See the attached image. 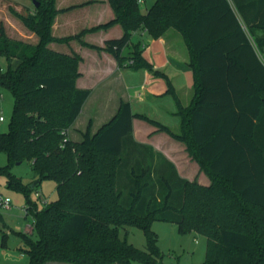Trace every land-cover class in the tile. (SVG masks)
I'll return each mask as SVG.
<instances>
[{
  "label": "trees",
  "instance_id": "1",
  "mask_svg": "<svg viewBox=\"0 0 264 264\" xmlns=\"http://www.w3.org/2000/svg\"><path fill=\"white\" fill-rule=\"evenodd\" d=\"M35 1L27 15L13 12L38 36L36 43L10 37L0 22V85L14 96L0 150L9 165L31 161L35 180L24 183L9 165L0 171L9 187L27 195L46 178L57 182L58 198L43 209L28 198L26 217L32 214L37 235L22 234L28 264H165L153 219L205 235L204 264H264V0H154L146 12L139 0H107L110 20L64 37L53 35L56 15L96 0L63 8L56 0ZM115 24L123 34L103 47L83 40L89 30ZM170 28L186 42L195 79L191 104L177 98L181 130L135 113L121 100L96 132L89 122L81 140L70 137L91 89L76 84L82 56L49 44L77 40L111 52L119 66L133 60L131 67L166 78L131 37L139 29L160 37ZM135 117L185 142L210 184L182 177L162 153L136 141ZM130 225L145 231L144 248L120 239V229Z\"/></svg>",
  "mask_w": 264,
  "mask_h": 264
},
{
  "label": "crops",
  "instance_id": "2",
  "mask_svg": "<svg viewBox=\"0 0 264 264\" xmlns=\"http://www.w3.org/2000/svg\"><path fill=\"white\" fill-rule=\"evenodd\" d=\"M56 1L57 8H63L86 0L61 3L59 0ZM74 12L80 13L76 15ZM2 16L0 14V22L5 24L8 34L14 26L23 40L26 37L33 43L38 41L35 33L30 36L23 34V30L13 24L11 17L9 18L12 27H9L5 23L7 16L4 18ZM113 16L114 11L107 0H96L73 10L58 13L54 19L52 32L57 37L72 35L84 28L91 29L107 22ZM173 31L154 37L147 30L139 29L134 31L131 37V43L141 44L142 55L153 65V69L165 73L166 78L154 75L144 66L131 67L129 62L131 60L124 66H119L111 52L82 45L77 40H71L69 45L51 42L49 46L56 50L66 53L74 50L82 56L79 63L81 75L77 78L76 84L79 88L91 89L90 96L70 129L79 130L81 135V131H85L91 122V131L96 132L115 115L121 100H124L131 104L133 112L145 114L179 132L181 118L177 114V98L183 106L191 104L195 79L193 68L188 63V47L187 45L185 47L180 39L174 38L175 33L179 36L180 32ZM122 34L121 25L115 24L107 29L89 30L84 34L83 40L103 47L107 39L120 37ZM171 85L173 90L170 89ZM84 112L85 129L76 125ZM133 135L136 141L151 146L155 152L162 153L173 162L182 177L190 181L198 180L200 184H210V179L205 177L199 163L188 153L185 142L157 130V126L140 117L133 119ZM75 140H81V137Z\"/></svg>",
  "mask_w": 264,
  "mask_h": 264
},
{
  "label": "rangeland",
  "instance_id": "3",
  "mask_svg": "<svg viewBox=\"0 0 264 264\" xmlns=\"http://www.w3.org/2000/svg\"><path fill=\"white\" fill-rule=\"evenodd\" d=\"M59 1L61 3L70 0ZM76 1L80 0H72V2ZM153 3L154 0L141 1V9L146 11ZM34 5L33 0H0V14L3 15V18L7 16L5 17V23L8 24L9 27H12V22L9 18L11 17V19H13V24H16L22 29L23 34L30 36L35 32L24 25L14 12L27 15L29 11L33 10ZM74 13L79 15L80 12ZM76 21L80 22L78 19H76ZM15 29L16 28L13 26V29L8 35L14 39H22L19 31ZM171 30L173 31L175 29H168V31ZM178 34L179 36L175 33L174 38L180 39L179 41L186 47L184 38L180 33ZM25 38V41L33 43L30 38ZM0 61L4 64V60ZM13 110V93L6 87L0 85V111H2L5 117V120H0V132L9 129ZM98 112L100 113V111ZM84 122L85 112L81 115L76 125L85 129L86 123L84 124ZM69 135L75 139L81 137L77 129H70ZM7 165H9L8 156L4 151L0 150V166ZM9 169L13 175L20 177L26 184L35 180L32 163L29 160H25L20 164H11L9 165ZM203 172L205 177L210 179L207 173L205 171ZM7 180V173L0 171V194L3 195L4 198L10 200V204L7 207L0 205V264H28L29 256L26 252L27 246L22 234L25 233L30 235L34 239L37 236L36 233L33 232L34 228L30 227L27 229L29 225L34 223L32 214L26 217L25 208L28 198L36 204L38 209H43L47 203L58 198L57 182L54 179L46 178L42 180L36 189L30 191L29 195H27L22 190L9 187ZM195 181L199 183L198 180ZM39 194H41V196ZM151 228L158 236V245L163 254V262L165 264H204L207 254V237L205 235L195 230L185 231L178 223L161 219H153ZM119 237L123 240L126 239L128 242L141 249L147 244L145 231L138 226L130 225L121 228Z\"/></svg>",
  "mask_w": 264,
  "mask_h": 264
},
{
  "label": "water",
  "instance_id": "4",
  "mask_svg": "<svg viewBox=\"0 0 264 264\" xmlns=\"http://www.w3.org/2000/svg\"><path fill=\"white\" fill-rule=\"evenodd\" d=\"M36 5H38V2L33 0ZM21 162H17V164H20ZM37 182L32 183V187L36 185ZM42 264H79V263H74V262H69V261H61V260H48ZM106 264H127V263H120V262H114V263H106Z\"/></svg>",
  "mask_w": 264,
  "mask_h": 264
},
{
  "label": "built area",
  "instance_id": "5",
  "mask_svg": "<svg viewBox=\"0 0 264 264\" xmlns=\"http://www.w3.org/2000/svg\"><path fill=\"white\" fill-rule=\"evenodd\" d=\"M141 1H143V0H139V2H141ZM129 62L132 63L133 60H131ZM0 120H2V121L5 120V117H4L3 113H2V111H0ZM39 195L41 196V194H39ZM9 204H10V200L8 198H4L3 195L0 194V205L7 207ZM30 227L33 228L34 227V224L29 225L27 227V229H29Z\"/></svg>",
  "mask_w": 264,
  "mask_h": 264
}]
</instances>
